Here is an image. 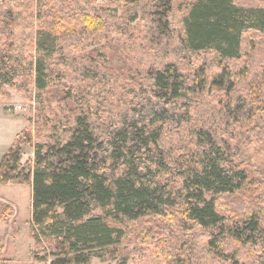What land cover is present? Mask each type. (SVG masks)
<instances>
[{
	"label": "trees",
	"instance_id": "16d2710c",
	"mask_svg": "<svg viewBox=\"0 0 264 264\" xmlns=\"http://www.w3.org/2000/svg\"><path fill=\"white\" fill-rule=\"evenodd\" d=\"M78 1L0 0V100L7 87L39 98L59 79L67 97L89 106L86 90L103 83L101 76L90 69L73 77L55 71L68 65V38L87 41L107 26ZM122 2L135 20L140 0ZM150 4L156 29L168 31L173 0ZM181 27L184 50L211 52L215 70L199 65L187 78L167 63L124 89L130 99L106 117L108 125H96L90 107L81 109L66 136L53 127L49 141L35 144L32 165L20 164L22 145L30 142L25 130L2 155L0 184L31 182L34 244L51 245L49 255L33 251L34 261L50 256L49 264H90L121 242L130 223L167 220L201 230L200 252L193 257L189 250V264H264V208L251 203L227 214L219 208L224 196L256 185L240 150L264 131V71L249 76L247 66L229 63L241 59L247 36L264 33V6L192 0ZM223 90L228 100L221 103L212 93ZM207 95L213 99L195 116ZM229 122L245 128L233 133ZM94 211L101 214L90 216ZM174 264L183 263L175 258Z\"/></svg>",
	"mask_w": 264,
	"mask_h": 264
},
{
	"label": "rangeland",
	"instance_id": "374dc122",
	"mask_svg": "<svg viewBox=\"0 0 264 264\" xmlns=\"http://www.w3.org/2000/svg\"><path fill=\"white\" fill-rule=\"evenodd\" d=\"M192 0H173V6L168 15L170 29L166 32L156 29L151 20L152 6L150 0H140L136 7L137 18L131 20L133 12L128 11L122 0H79L78 4L86 10L93 11L105 17L107 26L100 34L92 35L87 41L77 42L67 39L65 41L64 56H69L67 67L58 66L56 72H65L73 77L78 71L90 69L98 73L103 80L98 87L90 86L85 95L89 99L86 107L76 97H67V86L57 84L45 91L41 97L34 99L32 92L25 96L6 88L7 96L0 100V106L9 110L15 118L21 120L24 125L17 127L15 123H9L0 119V159L13 142L16 131L25 130L30 142L22 145L20 164H33L34 146L36 143L49 141V135H54L53 127L61 136H66L70 128L72 116L81 109L90 107V114L95 117L98 126L108 125L106 117L120 110L121 104L129 101L133 85L146 82L148 71L161 69L165 64H173L183 77L191 78L194 70L199 65H206L215 70L217 59L211 52L191 54L184 50L181 19L186 11L187 4ZM238 3L248 5H263L264 0H235ZM70 44V46H68ZM233 67L247 66L249 73L264 71V33L252 32L243 42L242 57L238 61L229 63ZM251 76V80L254 76ZM250 80L246 77V80ZM113 83L104 85L105 82ZM244 80V79H243ZM74 82V80H73ZM92 83V82H90ZM112 90V91H110ZM211 94V93H210ZM221 103L228 100L225 90L215 91ZM213 99L207 95L204 105L198 104L195 116L202 114L200 110ZM208 102V103H207ZM212 105H217L213 104ZM20 106V109L16 107ZM103 118V119H102ZM232 129L234 125L229 122ZM236 127L231 131L234 133ZM23 137V135L21 136ZM25 137V136H24ZM245 146L241 147L240 156L249 171L250 177L256 180V185L247 187L242 191L224 196L220 200L219 208L224 213L230 211L239 212L248 204H255L254 209L264 208V131L246 138ZM101 214L94 211L90 216ZM155 226L157 228V233ZM13 229V231H12ZM144 230L148 237L145 238ZM18 233L15 243L8 246V257L19 256L17 261L3 257V244L5 236ZM0 261L2 264H49L52 257L48 256L45 262L34 261L32 252L39 256L49 255L51 245L42 240L40 246H35L31 228V182L0 184ZM203 242L201 230H188L182 225L169 223L167 220H142L130 223L125 229V235L118 245L109 250L100 251L90 264H174L175 258L183 264H189L190 251L193 257L199 253ZM14 247V250L12 249ZM30 247V248H29ZM29 250V251H28ZM240 252L244 249L239 248ZM15 251V254L13 253ZM252 253H256L252 250ZM156 255V256H155ZM192 257V258H193ZM205 264V261L203 259ZM1 264V263H0ZM227 264V263H222Z\"/></svg>",
	"mask_w": 264,
	"mask_h": 264
},
{
	"label": "crops",
	"instance_id": "0c3cea01",
	"mask_svg": "<svg viewBox=\"0 0 264 264\" xmlns=\"http://www.w3.org/2000/svg\"><path fill=\"white\" fill-rule=\"evenodd\" d=\"M0 119H2L3 121H6V122H9V123H15V125L19 128L18 131H20V128H22L21 126H23L24 124L22 122H20L21 120H19L18 118H15L13 116V114H11L9 112V110H6L4 109L2 106H0ZM18 131H16V134L15 136L18 134ZM14 140H15V137H14ZM13 140V141H14ZM13 143V142H12ZM11 143V144H12ZM10 144V145H11ZM13 231V229H12ZM3 235V237L5 236V244H3V250H2V253H3V257L2 258H6L8 260H12V261H17L18 258H20L19 256H11V257H8L5 253L8 252V246L12 243H15L18 239V233H14L13 236H9L8 237V233L4 232L3 234H1V236ZM1 240V239H0ZM30 248V247H29ZM14 250V247L12 248ZM29 251V250H28ZM13 253L15 254V251H13ZM0 263L2 264L3 262L0 261ZM12 264V263H11ZM15 264H24V263H15ZM33 264H36V263H33Z\"/></svg>",
	"mask_w": 264,
	"mask_h": 264
},
{
	"label": "built area",
	"instance_id": "2783aa9c",
	"mask_svg": "<svg viewBox=\"0 0 264 264\" xmlns=\"http://www.w3.org/2000/svg\"><path fill=\"white\" fill-rule=\"evenodd\" d=\"M16 108H17V109H20V106H17Z\"/></svg>",
	"mask_w": 264,
	"mask_h": 264
}]
</instances>
